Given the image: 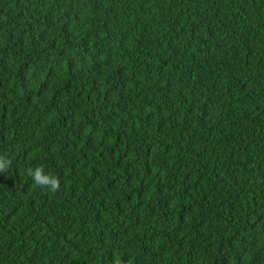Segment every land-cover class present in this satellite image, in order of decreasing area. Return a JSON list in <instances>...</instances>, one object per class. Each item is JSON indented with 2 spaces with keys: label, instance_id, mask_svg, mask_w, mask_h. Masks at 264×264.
Returning <instances> with one entry per match:
<instances>
[{
  "label": "trees",
  "instance_id": "trees-1",
  "mask_svg": "<svg viewBox=\"0 0 264 264\" xmlns=\"http://www.w3.org/2000/svg\"><path fill=\"white\" fill-rule=\"evenodd\" d=\"M0 156V264H264V0H0Z\"/></svg>",
  "mask_w": 264,
  "mask_h": 264
},
{
  "label": "clouds",
  "instance_id": "clouds-1",
  "mask_svg": "<svg viewBox=\"0 0 264 264\" xmlns=\"http://www.w3.org/2000/svg\"><path fill=\"white\" fill-rule=\"evenodd\" d=\"M12 161L10 159H6L3 156H0V173L7 170L10 167ZM28 175L31 176L36 185L41 188H48L49 190L55 192L60 187V181L58 178L44 174L42 167H37L35 170L29 168L27 170Z\"/></svg>",
  "mask_w": 264,
  "mask_h": 264
}]
</instances>
